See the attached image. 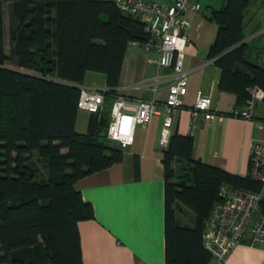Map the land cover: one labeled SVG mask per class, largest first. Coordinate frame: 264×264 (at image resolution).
<instances>
[{
    "label": "trees",
    "instance_id": "16d2710c",
    "mask_svg": "<svg viewBox=\"0 0 264 264\" xmlns=\"http://www.w3.org/2000/svg\"><path fill=\"white\" fill-rule=\"evenodd\" d=\"M251 3L225 0L210 17L219 28L208 57L221 70L219 89L239 105L252 88L264 91V32L242 43ZM147 39L143 19L124 16L113 0H0V264H85L79 223L95 210L75 184L121 162L124 148L106 135L111 109L92 112L87 132L76 130L80 85L87 72L103 73L105 100L113 97L129 44ZM193 150V135L179 133L164 148L166 264L212 260L203 234L222 185L262 190ZM182 207L195 213L194 226L178 221ZM259 209L264 215V196Z\"/></svg>",
    "mask_w": 264,
    "mask_h": 264
},
{
    "label": "crops",
    "instance_id": "0c3cea01",
    "mask_svg": "<svg viewBox=\"0 0 264 264\" xmlns=\"http://www.w3.org/2000/svg\"><path fill=\"white\" fill-rule=\"evenodd\" d=\"M151 1L171 3L173 0ZM224 1L191 0L200 2L202 11L187 12L192 22L183 66L188 77V92L183 97L184 106L175 114L172 133L193 135L194 158L245 176L252 144L264 142V96L257 100L252 119L227 113L232 108L245 106L246 102L239 105L234 93L219 89L221 70L214 59L208 57L219 28L218 23L210 19L211 13L221 8ZM262 32L264 26L254 35L247 31L246 40ZM263 55L257 57L259 62ZM157 56L155 51L143 50L139 42L129 44L119 85L113 97L105 101V110L111 109L112 100L118 94L132 101L166 99L174 73L151 61ZM80 86L109 88L106 75L93 71L87 72ZM199 93L209 95L213 105L224 113L213 120L200 115L193 121L191 107ZM91 116V111L79 108L76 130L87 132ZM163 119L162 111L153 115L146 125L138 124L134 141L124 148L121 162L75 184L95 210L93 219L79 223L85 264H166L165 166L164 147L160 142ZM173 166L180 175L181 165L175 162ZM177 219L182 225L194 226L195 213L182 207L177 211ZM250 228L251 225L225 264H264V247L251 244ZM208 264L219 263L212 258Z\"/></svg>",
    "mask_w": 264,
    "mask_h": 264
},
{
    "label": "built area",
    "instance_id": "2783aa9c",
    "mask_svg": "<svg viewBox=\"0 0 264 264\" xmlns=\"http://www.w3.org/2000/svg\"><path fill=\"white\" fill-rule=\"evenodd\" d=\"M113 1L124 16H138L143 19L148 39L139 42L141 48L157 52V58L151 61L159 67L172 69L174 76L164 101L157 99L132 101L118 94L112 103L111 120L106 127V135L122 148H126L134 141L136 126L146 125L153 115L163 111L160 142L165 148L173 134L175 114L184 106L183 97L188 92V77L183 66L192 22L187 12L200 13L202 5L191 0H173L171 3L151 0ZM106 91L107 88L90 89L81 86L79 108L91 112L101 111L105 105ZM263 96V90L252 88L251 97L245 106L230 109L228 115L245 119L254 118L256 102ZM191 113L192 120L196 121L200 115L206 120H213L224 112L213 105L209 95L199 93L191 107ZM247 174L262 184V190L257 192L244 187L222 185L221 201L214 207L206 222L203 243L219 264H225L231 252L241 243L250 225L251 244L264 247V215L259 209L264 196V142L252 144Z\"/></svg>",
    "mask_w": 264,
    "mask_h": 264
},
{
    "label": "rangeland",
    "instance_id": "374dc122",
    "mask_svg": "<svg viewBox=\"0 0 264 264\" xmlns=\"http://www.w3.org/2000/svg\"><path fill=\"white\" fill-rule=\"evenodd\" d=\"M6 13L9 12V3L6 2L5 4ZM247 31L251 33L256 28H260L264 26V0H253L251 7L247 11ZM6 24H7V31L9 28V17L6 16ZM262 30V29H261ZM260 30V31H261ZM264 37V36H263ZM259 38L257 44L258 46H264V38ZM9 36L7 34V51H9ZM263 60H260L261 64H264V55L262 56ZM38 157L36 156L34 160L36 161L37 166L40 169L41 175L44 176L46 167L44 163L40 160H37Z\"/></svg>",
    "mask_w": 264,
    "mask_h": 264
},
{
    "label": "water",
    "instance_id": "95a60500",
    "mask_svg": "<svg viewBox=\"0 0 264 264\" xmlns=\"http://www.w3.org/2000/svg\"><path fill=\"white\" fill-rule=\"evenodd\" d=\"M247 40H245V41H243L242 43H244V42H246ZM242 43H240L239 45H241ZM239 45H237V46H239Z\"/></svg>",
    "mask_w": 264,
    "mask_h": 264
}]
</instances>
